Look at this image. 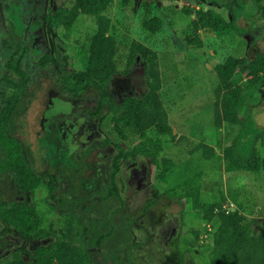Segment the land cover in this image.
Masks as SVG:
<instances>
[{"label":"rangeland","instance_id":"obj_1","mask_svg":"<svg viewBox=\"0 0 264 264\" xmlns=\"http://www.w3.org/2000/svg\"><path fill=\"white\" fill-rule=\"evenodd\" d=\"M10 1L0 0V111L2 101L6 100L5 95L9 94L8 90H13V86L8 84L4 77L12 80L18 78L8 68V61L19 44L21 47L25 45L31 48V44L26 43L24 37L28 35V32L15 36L13 22L11 23L9 19ZM175 1H165L167 12L165 25L155 33L149 32L142 26L143 13L125 15L121 12L120 2L112 7L113 18L118 21L130 17L129 20L123 22V25L119 27L120 31L116 33L121 40L118 50L127 54L129 45L135 39L154 52L152 59L155 67L150 65L148 59L144 60L146 82L142 84L140 81V86H137L135 93L137 96L144 97L149 94L150 84L154 85L152 72L158 73V83H160V88L157 90L158 97L173 129V137L158 136L155 131H149L147 134V137L162 140L160 151L157 153L152 149L146 151L145 159L150 161L152 168V195L150 193L147 199L142 201L140 196H134V193L130 191L125 194L124 180L128 176L127 171H130L131 161H126L122 167L120 166L119 172L124 174L121 177L118 173L119 183L121 182L118 188L122 192L121 199L112 198L109 202L114 204L115 208L108 205L109 203L106 204L103 199L104 194H97L100 190L99 186L82 183L85 189L97 188L91 192V195L94 193L97 195L91 196L68 179L65 175L68 173L64 172L63 167L52 171L56 176L63 174L57 190L60 197L63 196V192L72 189L77 193L79 189L77 197L82 198L84 202L81 206L72 207V212L79 216L90 214L95 222L101 217L106 224L115 227L108 239L115 259L110 258L103 261L102 253L105 252L102 246L91 245L89 247L99 264H131L132 262L138 264H206V256L212 243L209 231L213 228L194 209L191 197H183V203L180 202V197L189 190L186 183L190 179L194 185H198L200 202L204 207L207 203L217 200L221 201L225 208L241 210L250 219L264 218V170L253 173L242 168L237 169L232 163V157L226 154L228 148L239 145L238 150L234 149V154L242 156L241 151L244 154L256 153L259 159H264V73L256 78L245 75L237 79V83L243 87V96L237 112L240 122L223 121L218 127L215 120V89L220 82L215 65L231 55L240 59L248 56L247 58L251 59L260 50L250 44V36L238 37L233 31L217 33L211 29H199L196 34L202 41V45L190 43L187 39L190 30V16L185 17V15V18H182L175 6ZM248 8L246 10L245 6L241 7L243 14H249L254 9L252 6ZM235 9L236 12L240 10ZM178 16H180L179 19ZM146 17L149 18V15ZM76 18L77 21L69 32L65 33L61 27L57 30L59 39H62L66 47L63 53L65 56L71 55L75 64L78 61L74 51L77 48L75 44L86 43L94 32L91 20L93 17L81 15ZM248 24L251 25V21ZM14 37H18L16 44L13 43L15 42ZM259 42L264 45V37H261ZM35 58L34 54L29 51L22 61V68L30 76L31 74L32 76L38 75L40 80L38 84H28L21 97V101H26V96L32 93L31 90L38 89L39 95L36 97L32 110L30 109L32 111L30 114L33 115H28L29 110H26L24 113L28 124L20 118L18 122L17 118L15 121L13 119L10 124L13 136L16 133L29 142L35 141L36 135H39L42 107L48 95L54 94L61 86L58 81L64 72L57 69L38 70ZM117 59L123 61L120 58ZM117 59H113L106 65V68L112 71L110 75L120 72L123 67L115 64ZM77 66L81 67V64L78 63ZM52 74L55 76L52 77ZM99 77L101 74H97L98 79ZM141 89L146 91L144 95L140 93ZM98 93L93 88L86 91V94L90 95ZM112 125L113 121L109 113L103 122V131L106 132ZM19 129L23 130V133ZM127 133L126 142L130 149L136 143L142 142V138H139L134 130H129ZM201 143L214 148L215 153L212 158H208L203 149L197 150ZM91 149L93 152L91 151L86 159L92 165L79 164L83 168L81 177L94 175L97 166L99 167L105 160L106 152L104 149L99 150L101 148L98 142H95ZM0 154L2 155L1 149ZM164 158L171 160L169 165L171 169L167 172L166 178L162 180L157 178V174L160 170L159 162ZM101 167L105 170L104 166ZM1 175L3 179L0 180V197L6 201L26 200L35 205L40 212L44 211L46 222L42 224V229L46 231L52 229L58 234L65 220L71 216L67 204L55 201V205L62 211L51 209L45 202L43 188L39 186L36 193L29 195L18 189L14 171L3 172ZM222 196L226 200H223ZM107 212L110 213L109 216ZM86 223L90 227V235L93 231H100L91 221ZM197 233L198 239L196 240ZM53 235L39 240L38 244L51 243ZM28 243L18 233L5 230L0 220V257L4 254L8 255L18 246L25 247ZM24 257L28 258L27 253Z\"/></svg>","mask_w":264,"mask_h":264},{"label":"trees","instance_id":"obj_2","mask_svg":"<svg viewBox=\"0 0 264 264\" xmlns=\"http://www.w3.org/2000/svg\"><path fill=\"white\" fill-rule=\"evenodd\" d=\"M102 1L110 3L111 0ZM80 3L81 0H79ZM83 6L85 8V5ZM9 10L10 20L15 24V32L23 33L16 6ZM77 14L78 11L75 8L69 13V16L64 17V22L62 23L66 27V30H70V27L76 20ZM63 15L61 14L60 16ZM191 20L192 22H196V26L201 23L202 26L213 28V30L219 33L222 31V25L218 26L216 19L209 14L203 13L197 19ZM109 24L110 22L106 17L97 18L99 31L90 38L89 62L87 66L83 70L74 71L70 75H67L66 80L72 79L74 86L78 87L79 84L81 85L85 81L87 82L84 83L87 84L85 86L93 85L99 89L106 90L105 88L112 72L111 69L106 68V65L107 63H111L110 61L113 60L121 45L119 38L107 37L105 35L106 30L109 29ZM162 25V17L156 15L153 18L145 20L143 27L149 32L155 33L161 29ZM233 26H235V23ZM187 39L190 43L202 45L199 37L187 36ZM128 50L131 53V62L139 54L142 59H148L150 65L155 67L152 59L154 52L141 42L134 39L129 45ZM18 52L19 50L14 51L11 55L8 61V68L15 75L21 76L22 82L19 83L4 77L6 82L13 86V90L9 91V95L6 94L7 99L3 102L0 111V149L2 153V155L0 154V180L3 179L1 175L3 172L14 171L18 189L34 194L35 188L40 186L45 191L44 199L49 208L59 210L54 202L65 203L71 216L65 220L63 227L56 234L52 229L47 231L42 229V224L46 222L44 220V211L40 212L39 209H36L35 205L30 204L26 200L6 201L0 197V220L4 224V229L12 233H18L23 240L29 242L25 247L18 246L16 250H11L8 255H1L0 264H99L92 255L93 253L89 250L91 245L102 246L105 252L102 253L103 261H107L110 258L115 259V254L108 240L113 234L115 227L106 224L101 217L95 222L90 214L79 216L72 212V207L81 206L84 202L82 198L77 197L79 189L77 193L76 190L73 191L72 189L63 192V196L60 197L57 193L58 185L61 182L58 176L52 173L51 170V172L48 170L47 174L40 173L39 171L42 165L39 160L41 161L42 156L47 155L50 161L55 164V162L60 160H69V152L60 151L55 148H53V151L48 150L49 148L46 149L44 143L42 144V148H38L37 151L33 152L30 149L28 152L23 151L24 147L22 143L16 140L9 130L11 121H13L14 111L18 104L17 97L23 92L21 88L26 79L29 78L27 72L22 68V61L26 53L22 51L19 54ZM46 60L47 56L42 59V62ZM101 63L105 67L98 65ZM215 71L220 81L215 89L216 124L220 127L223 121L238 123L241 121L237 116V112L243 96V87L237 83V79L239 76L243 77L245 75L256 78L258 75L264 73V53L253 59H240L231 55L223 62L216 64ZM152 73L154 85L150 84V93L145 97H134L125 100L116 119L119 131H121L120 124L124 123L123 132L126 129L134 130L136 135L142 138V142L135 147V152L145 153L148 149H152L157 153L162 149V140H155L150 136L147 137L149 131H155L158 136L173 137L172 126L169 124L163 104L159 100L157 93V90L160 88V83H158L159 75L158 73H154V71ZM97 74H101L99 79L97 78ZM235 148L238 150L239 145L232 146L226 150L227 156L230 155L233 159L232 163L234 167L253 173L264 170V159H259L256 153L244 154L243 151H241L242 156H238L234 154ZM198 149H203L208 158L214 156L215 150L209 145L201 143L198 145ZM42 151L43 155H41ZM52 154H56L57 156L52 157ZM170 163V159H161L159 162L160 170L157 174L158 179L163 180L166 178L167 172L171 169ZM76 167L81 169L75 172L76 178L74 179L72 175H68V179L79 185L87 194L91 195L92 190L94 191L97 188L85 189L82 183L99 186L104 195L108 191L107 195H103L106 204L112 198L121 199L120 193L117 191L118 186L115 179L116 173L120 171L119 165L114 167L109 179H105L101 174H97V171H95L94 175L81 177L82 167L79 165ZM186 185H188L189 190L185 195L180 197V202L183 203V197H191L194 209L213 228V230L209 231L212 243L206 256V264H264V218H260V220L257 218L250 219L241 210L225 208L223 203L217 200L207 203L204 207L200 202L198 185H194L191 179L188 180ZM222 198L226 200L224 196ZM108 205L112 207L114 204L109 203ZM107 214L108 216L110 215L109 212ZM87 221H91L93 225H97L100 231H93L90 235V227L87 225ZM51 235H53L51 243L38 244L39 240L51 237ZM195 236L197 240L198 233ZM104 242L105 244H103ZM25 253H27L28 258L24 257ZM131 264L138 263L132 262Z\"/></svg>","mask_w":264,"mask_h":264},{"label":"flooded vegetation","instance_id":"obj_3","mask_svg":"<svg viewBox=\"0 0 264 264\" xmlns=\"http://www.w3.org/2000/svg\"><path fill=\"white\" fill-rule=\"evenodd\" d=\"M165 1L166 0H111L110 3H104L102 0H81L80 4L79 0L10 1L8 12L10 11L9 9L16 6L19 20L22 24L21 30L23 33H16L15 24L10 20L15 36L24 35L28 32V35L24 37L26 43L31 44V48H28V46L25 45L21 47V44H19L15 51L19 50L18 53H21L22 51L25 53L31 51L36 57L34 61L36 62L38 70L57 69L64 71L63 76L60 77L58 81L61 86L57 88L54 94L50 93L48 95L47 101L42 107L39 119L40 133L39 135H36L35 141H25V139H22L16 133H14L13 136L16 140L22 143L24 147L23 151L28 152L29 149L33 152L37 151L38 148H42V144L44 143L46 149L49 148L48 150L53 151V148H55L60 151L69 152V160H60L55 162V164L50 161V158L47 155L42 156V159L40 158L41 161L39 160L40 164H42L39 170L40 173L43 172L47 174L48 170L49 172L50 170L56 171L63 167L64 172L67 171L68 173L65 175H67V177L68 175H72L75 179V172L81 170L76 167L77 165H92V163L87 161L86 157L87 155H90L91 151L93 152V149H91L92 145L95 144V142H98L99 148H101L99 150L102 151L104 149L106 154L104 158L105 160H103L101 165L99 167L97 166L95 170L98 172L97 174H101L105 179H109L115 166L119 165L122 167L126 161H131L132 164L129 166L130 171H127L128 176L124 180L126 187L125 194L130 191L131 193H134V196H140L142 201H145L150 193L152 195V168L150 161L145 159L146 152H135V147L139 145V143H136L137 145L135 144L131 149L129 148V144L126 142L128 140L127 132L129 130L126 129L125 132L122 131L123 123L120 124L121 131H119L116 120L118 112L120 113L121 106L125 100L128 98L142 97L137 96L135 92L137 91V86H140V81L142 84L146 82V75L144 72L145 59H142L140 55L137 54L131 62V53L129 50L127 54L117 50L116 56L113 59L120 58L123 60L118 61L117 59L118 62L115 61L116 65H122L123 67L120 72H115L110 75L108 84L105 88L106 90L102 91L93 85L85 86L87 85L84 84L87 83L85 81L76 87L72 84V79L66 80V78L67 75H70L74 71L83 70L87 66L89 62L90 38L96 35L99 31L97 25L98 17H106L110 22L109 29L106 30L105 35L107 37L118 38L116 33L120 31L119 27L123 25V22L129 20L130 17L123 18L120 21L113 18V5L119 4L120 2V6L122 7L121 12L125 15L130 16L131 13L137 15L143 13L144 18L142 19V26L144 25L145 20L159 15L163 19V25L161 26V28H163L165 25V14L167 13L165 9ZM83 5H85V8ZM175 6L179 10V15L182 16V18L190 16V19H197L200 14H209L216 19L218 26L222 25L221 33H229V31H233L238 37L241 36L243 38L246 35L250 36V44L253 45L255 49L260 50L254 58L261 53H264V45L259 42V39L264 37V0H176ZM243 6H245L246 10L249 9V6H252L254 9L249 14H243L241 9ZM75 8L78 11V17L81 15L93 17L91 20L94 25V32H92V35H90L86 43L75 44L78 48L75 47L76 49L74 50L78 60L76 64L72 61L71 55L65 56L63 53L66 47L64 46L62 39H59L57 33L59 27L63 28L65 33L73 28L77 18L70 27V30H66V27L62 22H64V17L69 16V13ZM235 8L240 9L239 12H236ZM192 11L195 12L192 13ZM61 14L64 15L60 16ZM147 15H149V18L146 17ZM180 16L177 18L179 19ZM249 20L251 21V25L248 24V22H250ZM191 22L192 20H190L188 36L198 37L196 32L198 33L199 29H211L208 26H202L201 23L196 26V22ZM232 23H235V26H233ZM211 30L215 31L213 28ZM17 38L18 37H14L15 42L13 43L16 44L18 42ZM45 56H47V60L42 62V59ZM78 63L81 64V67H76ZM98 65L105 67L103 63ZM27 74L29 78L26 79V82L23 81L25 82L21 88L23 92L17 97L18 104L14 111L15 115L13 114V119L15 121V118H17L18 122V118H20V120L23 119L28 124V119L26 118L24 111L29 110L28 115H33L30 114V112L32 113L30 109L34 105L36 97L39 95L38 89L35 88V90H31L32 93L26 96V101H21V97L28 84H38L40 80L38 79V75L32 76L31 74L30 76L28 72ZM56 74L58 75V73ZM15 76L18 77L15 81L21 83L22 77L19 75ZM54 76L55 74H52V77ZM92 88L96 89L99 93L95 95L86 94V91ZM140 91L143 95L146 92L142 89ZM4 101H2V105ZM109 113L113 125L104 132L102 125ZM19 130L23 133V130ZM10 132L12 131L10 130ZM41 155H43V151ZM51 156L55 157L57 155L52 154ZM101 166H104L105 170H103V167ZM70 171L72 173H70ZM58 172L61 173L60 171ZM118 173L121 177L124 176L123 172ZM118 173H116L115 179L119 188L121 182L119 183ZM62 175V173L58 175L59 180H62ZM37 188L38 187L35 188V193ZM117 191L120 194L122 193L120 192V189ZM22 192L31 195L29 191ZM107 193L108 191L105 195H107ZM97 194L100 195L103 194V192L99 190ZM97 194L94 193L93 195L95 196Z\"/></svg>","mask_w":264,"mask_h":264},{"label":"water","instance_id":"obj_4","mask_svg":"<svg viewBox=\"0 0 264 264\" xmlns=\"http://www.w3.org/2000/svg\"><path fill=\"white\" fill-rule=\"evenodd\" d=\"M72 101V100H71ZM43 242V241H42ZM39 243V242H38ZM43 243H45V242H43Z\"/></svg>","mask_w":264,"mask_h":264}]
</instances>
